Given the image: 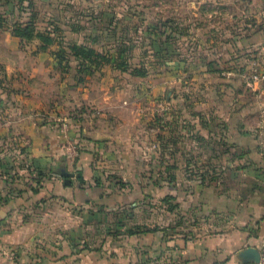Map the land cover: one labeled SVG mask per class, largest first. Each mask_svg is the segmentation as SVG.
Segmentation results:
<instances>
[{
    "label": "crops",
    "instance_id": "1",
    "mask_svg": "<svg viewBox=\"0 0 264 264\" xmlns=\"http://www.w3.org/2000/svg\"><path fill=\"white\" fill-rule=\"evenodd\" d=\"M10 41L0 38V264H261L239 257L264 240V146L251 91L228 78L212 100L195 92L193 113L179 103L178 121L167 118L163 169L179 181L165 177L162 189L198 224L174 222L166 209L159 221L125 178L142 153L124 148L129 139L100 120L79 133L74 121L59 127L28 114L43 103L11 93ZM259 54L264 69L263 27Z\"/></svg>",
    "mask_w": 264,
    "mask_h": 264
},
{
    "label": "rangeland",
    "instance_id": "2",
    "mask_svg": "<svg viewBox=\"0 0 264 264\" xmlns=\"http://www.w3.org/2000/svg\"><path fill=\"white\" fill-rule=\"evenodd\" d=\"M26 22L35 27L28 40L13 33ZM262 27L264 0H0V38L9 35L7 66L16 74L7 85L12 94L21 91L29 98L33 93L34 101L43 103L40 113L28 114L50 117L59 127L74 121L79 133L100 120L111 134L124 135L125 149L142 150L132 158L136 173L125 175L137 183L142 205L153 206L159 221L165 219L162 209L175 214L174 222L187 215V226L198 223L162 189L165 177L179 181L178 172L163 169L164 128L169 119L178 121L179 103L190 105L187 113H193L195 92L212 100L228 78L244 85L226 71L254 63L262 69ZM45 30L54 40L40 49L36 32ZM71 42L99 54L91 74L78 73L75 60L65 68L58 65L56 51ZM244 87L251 91L259 126L262 99ZM170 132L177 135L175 125ZM154 151L159 154L151 158Z\"/></svg>",
    "mask_w": 264,
    "mask_h": 264
},
{
    "label": "trees",
    "instance_id": "3",
    "mask_svg": "<svg viewBox=\"0 0 264 264\" xmlns=\"http://www.w3.org/2000/svg\"><path fill=\"white\" fill-rule=\"evenodd\" d=\"M35 27L29 22H26L23 25H17L14 27L13 33L19 36L21 39H30L33 36ZM36 35L40 38L39 48L45 49L53 42L52 31L45 30L42 32H36ZM57 63L60 67L65 68L73 60L77 62V71L81 74H91L92 70L95 68L94 64L99 60V54L91 46H86L76 42L68 43L66 46L60 48L56 51ZM137 72H141L140 69L135 67ZM143 72V71H142ZM141 72V73H142ZM81 80V77L78 78ZM80 181L83 180L80 177ZM38 183V181H36ZM36 188L33 187V190Z\"/></svg>",
    "mask_w": 264,
    "mask_h": 264
},
{
    "label": "built area",
    "instance_id": "4",
    "mask_svg": "<svg viewBox=\"0 0 264 264\" xmlns=\"http://www.w3.org/2000/svg\"><path fill=\"white\" fill-rule=\"evenodd\" d=\"M227 76L237 75L247 88L256 93V97L262 99L259 105V145L264 146V69L260 68L256 63L244 67L237 71L228 70L225 72ZM259 262L264 264V240L259 245Z\"/></svg>",
    "mask_w": 264,
    "mask_h": 264
},
{
    "label": "water",
    "instance_id": "5",
    "mask_svg": "<svg viewBox=\"0 0 264 264\" xmlns=\"http://www.w3.org/2000/svg\"><path fill=\"white\" fill-rule=\"evenodd\" d=\"M65 180L68 182V179ZM239 257L243 261L246 260L259 261V251L252 247H247L240 251Z\"/></svg>",
    "mask_w": 264,
    "mask_h": 264
}]
</instances>
